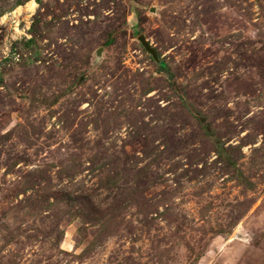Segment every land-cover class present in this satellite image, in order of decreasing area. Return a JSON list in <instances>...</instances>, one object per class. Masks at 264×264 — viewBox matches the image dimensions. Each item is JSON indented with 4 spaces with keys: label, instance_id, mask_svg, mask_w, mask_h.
I'll list each match as a JSON object with an SVG mask.
<instances>
[{
    "label": "rangeland",
    "instance_id": "374dc122",
    "mask_svg": "<svg viewBox=\"0 0 264 264\" xmlns=\"http://www.w3.org/2000/svg\"><path fill=\"white\" fill-rule=\"evenodd\" d=\"M0 264H264V0H0Z\"/></svg>",
    "mask_w": 264,
    "mask_h": 264
},
{
    "label": "water",
    "instance_id": "95a60500",
    "mask_svg": "<svg viewBox=\"0 0 264 264\" xmlns=\"http://www.w3.org/2000/svg\"><path fill=\"white\" fill-rule=\"evenodd\" d=\"M139 40L142 42V44L145 46V48L150 51L151 53H153V50L149 47V45L145 42L144 37L141 35L139 36Z\"/></svg>",
    "mask_w": 264,
    "mask_h": 264
},
{
    "label": "bare ground",
    "instance_id": "6f19581e",
    "mask_svg": "<svg viewBox=\"0 0 264 264\" xmlns=\"http://www.w3.org/2000/svg\"><path fill=\"white\" fill-rule=\"evenodd\" d=\"M26 6L28 8H33L34 5H33V2H31V3H27ZM21 9H22V5L16 6V10H21Z\"/></svg>",
    "mask_w": 264,
    "mask_h": 264
}]
</instances>
